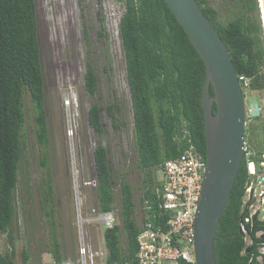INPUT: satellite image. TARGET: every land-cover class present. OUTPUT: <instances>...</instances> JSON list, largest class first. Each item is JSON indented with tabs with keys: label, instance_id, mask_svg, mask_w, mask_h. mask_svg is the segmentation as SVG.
Segmentation results:
<instances>
[{
	"label": "trees",
	"instance_id": "obj_1",
	"mask_svg": "<svg viewBox=\"0 0 264 264\" xmlns=\"http://www.w3.org/2000/svg\"><path fill=\"white\" fill-rule=\"evenodd\" d=\"M96 1L100 6L102 0ZM118 1L124 5L118 22V37L132 108L134 148L138 157L136 166L146 172L147 179L139 197L142 219L146 220L143 213L147 212L148 220L158 225L160 219L155 188L160 183L156 181V170L166 159L178 156L187 143H192L203 156L206 155L202 106L205 66L164 0ZM196 1L223 40L237 75L249 78L251 89L264 90V37L258 1L236 0L235 9L228 17L221 16L209 0ZM84 35L87 40L86 28ZM99 35L102 36V32ZM83 80L85 90L94 98L98 78L89 58ZM209 94H214L211 85ZM25 95L34 104L37 141L45 146L49 142V126L35 0H0V233L7 234L11 244L13 238L10 229L17 219L16 186L23 155L20 132L25 118ZM117 112L116 104L110 102L107 113L115 131L120 129ZM212 112H216L215 104ZM87 120L97 136L92 152L97 211L113 212L120 220V223L102 231L106 248L104 262L139 264L136 252L141 223L135 217L134 189L125 173L121 172L120 196L116 199L103 138L101 109L96 100L88 108ZM256 120L260 121L263 129V121ZM256 120L248 125L251 126ZM41 163L45 165L46 160ZM247 177L243 158L216 230V264H259L256 257L259 244L264 242V233L259 236L255 234L259 229H264V222H253L249 246L239 225L246 215V210H242V197ZM45 185L41 203L51 228L49 252L52 264H64L55 228L57 210L54 187L50 179L45 181ZM147 205L150 208L146 209ZM247 247H250L249 252L245 251ZM13 254V250L5 253L0 250V264H15ZM22 254L25 264L29 256L26 250ZM180 264L188 263L180 261Z\"/></svg>",
	"mask_w": 264,
	"mask_h": 264
},
{
	"label": "rangeland",
	"instance_id": "obj_2",
	"mask_svg": "<svg viewBox=\"0 0 264 264\" xmlns=\"http://www.w3.org/2000/svg\"><path fill=\"white\" fill-rule=\"evenodd\" d=\"M209 2L223 17H228L236 5V0ZM35 5L49 142L45 146L38 143L34 104L25 95V118L20 132L23 155L16 186L17 219L10 229L12 244L7 234L0 233V250L2 253L13 250L15 264H23V250L29 256L25 264L53 263L49 252L51 228L41 203L45 181L50 179L57 210L55 228L64 264H81L79 249L83 244L89 246L94 264H105L106 248L102 236L105 226L98 219L92 156L97 136L87 120L93 100L101 109L103 138L116 199L120 196L122 172L134 189L135 217L139 223L142 221L139 197L147 183L146 172L136 166L132 108L118 37V22L124 5L118 0H102L100 6L96 0H35ZM84 28L87 29V40ZM88 58L93 62L98 78L94 98L84 88ZM66 95L74 97L69 106L65 104ZM244 100L246 105H261L264 90H246ZM110 102L117 106L119 131H115L107 113ZM255 122L245 126L244 138L259 156L264 152L263 129L260 121ZM42 160H46L45 165ZM155 177L160 183L161 168L156 170ZM116 223H120L117 215Z\"/></svg>",
	"mask_w": 264,
	"mask_h": 264
},
{
	"label": "water",
	"instance_id": "obj_3",
	"mask_svg": "<svg viewBox=\"0 0 264 264\" xmlns=\"http://www.w3.org/2000/svg\"><path fill=\"white\" fill-rule=\"evenodd\" d=\"M257 1L264 37V0ZM164 2L205 66L202 106L207 166L195 217V259L196 264H216V230L243 158L244 96L229 52L197 1ZM210 85L213 96L209 94ZM245 251L249 252L250 247Z\"/></svg>",
	"mask_w": 264,
	"mask_h": 264
},
{
	"label": "built area",
	"instance_id": "obj_4",
	"mask_svg": "<svg viewBox=\"0 0 264 264\" xmlns=\"http://www.w3.org/2000/svg\"><path fill=\"white\" fill-rule=\"evenodd\" d=\"M243 96L250 90V81L244 75H237ZM74 97L66 95L69 106ZM245 126L256 119L263 121L264 139V102L249 103L244 100ZM243 158L247 180L242 197V210L246 215L240 221V231L247 246L252 242L250 230L255 220L264 222V152L258 156L250 143L244 139ZM242 158V159H243ZM206 158L192 144L187 143L182 152L173 158L166 159L160 166L162 180L155 188L158 200V217L160 222L154 225L145 212L141 229L137 235L136 259L139 264H196L195 259V217L201 197L206 171ZM146 209L150 206H145ZM256 214L253 220L252 216ZM98 219L110 228L116 223L113 212H99ZM264 229L256 231V236ZM81 264H94L89 246L81 245L79 249ZM256 260L264 264V242L258 246Z\"/></svg>",
	"mask_w": 264,
	"mask_h": 264
},
{
	"label": "bare ground",
	"instance_id": "obj_5",
	"mask_svg": "<svg viewBox=\"0 0 264 264\" xmlns=\"http://www.w3.org/2000/svg\"><path fill=\"white\" fill-rule=\"evenodd\" d=\"M262 2V1H261Z\"/></svg>",
	"mask_w": 264,
	"mask_h": 264
}]
</instances>
